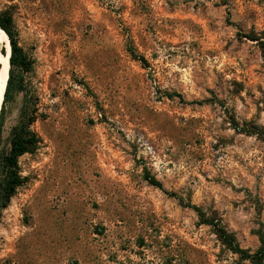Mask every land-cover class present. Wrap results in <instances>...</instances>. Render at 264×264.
<instances>
[{
  "label": "rangeland",
  "instance_id": "obj_1",
  "mask_svg": "<svg viewBox=\"0 0 264 264\" xmlns=\"http://www.w3.org/2000/svg\"><path fill=\"white\" fill-rule=\"evenodd\" d=\"M6 9L33 67L2 141L34 114L41 142L20 157L27 181L3 212L0 264H255L189 205L251 254L262 245L264 138L245 129L264 126V50L247 36L264 31V0Z\"/></svg>",
  "mask_w": 264,
  "mask_h": 264
},
{
  "label": "trees",
  "instance_id": "obj_2",
  "mask_svg": "<svg viewBox=\"0 0 264 264\" xmlns=\"http://www.w3.org/2000/svg\"><path fill=\"white\" fill-rule=\"evenodd\" d=\"M0 27L7 34L10 44V70L7 82L6 91L2 101L0 111V222L4 210L10 205L12 198L16 195L18 189L27 181V176L23 175L20 164V157L26 153H32L41 142L39 134L31 127L36 121V115L32 114L29 117H23L16 125L13 126L9 145L3 144L2 132L5 118V108L8 101L13 97V92H23L25 90L24 73L32 70L33 61L28 56L24 47L20 44L19 34L15 25L14 15L10 10L0 12ZM248 38L258 41L264 50V31L257 34H248ZM134 54V53H133ZM137 57V55L134 54ZM143 62V57H137ZM245 129L248 133L258 134L264 138V126H258L253 122H249ZM147 177L153 184L161 186V183L155 178ZM176 196L175 193H171ZM199 215L201 223L210 224L213 226L218 238L226 247L234 253H239L242 259H251L255 264H262L264 260V237H262V245L259 249L251 254L248 250L242 249L236 241L233 233L229 232L221 222L216 221L206 215L204 210L197 205L190 204Z\"/></svg>",
  "mask_w": 264,
  "mask_h": 264
},
{
  "label": "bare ground",
  "instance_id": "obj_3",
  "mask_svg": "<svg viewBox=\"0 0 264 264\" xmlns=\"http://www.w3.org/2000/svg\"><path fill=\"white\" fill-rule=\"evenodd\" d=\"M0 36L6 48V53L0 54V111H1V105L9 78L11 44L7 34L1 27H0Z\"/></svg>",
  "mask_w": 264,
  "mask_h": 264
}]
</instances>
